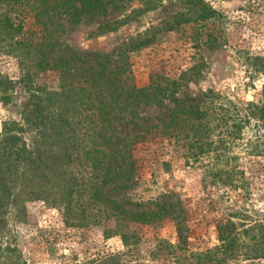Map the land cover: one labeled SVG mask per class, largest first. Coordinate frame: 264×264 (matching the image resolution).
<instances>
[{
    "label": "trees",
    "instance_id": "16d2710c",
    "mask_svg": "<svg viewBox=\"0 0 264 264\" xmlns=\"http://www.w3.org/2000/svg\"><path fill=\"white\" fill-rule=\"evenodd\" d=\"M163 1L0 0V48L9 45L16 52L21 80L32 99L24 123H7L0 137V221L10 204L44 199L60 205L67 222L76 226L106 225L105 232L121 235L130 249L139 238L133 225L157 224L171 217L178 231L176 247L185 249V218L171 208L172 202L169 206L166 200L159 203L158 210L130 207L139 206L127 193L138 182V145L153 137L180 142L186 163L203 168L205 183L246 196L248 182L241 160L264 156V55L246 51L239 55L244 56L250 73L244 84L255 90V99L248 101L244 112L230 95L212 89L201 97L187 93L180 97L183 75L174 78L155 73L147 85L139 86L124 49L102 54L96 64L85 67L52 53L64 18L77 24L86 16L124 11L122 17L98 28L96 35H103L138 20ZM178 1L183 9L168 23L169 29L190 23L201 29L218 15L206 0ZM28 17L35 19L29 28ZM154 36L145 35L133 45H147ZM50 70L58 74L57 83H39L40 74ZM257 78L262 80L260 89H256ZM11 84L0 75V94L6 95ZM150 105L167 113L152 121L143 115L144 106ZM25 124L32 132L29 145L13 129L26 130ZM133 128L141 132L133 134ZM233 217L218 224L215 247L193 253L196 264L264 258V217L253 219L239 212ZM166 247L174 245L167 243ZM6 250L9 247L0 243V264H15ZM116 256L97 264H115L111 260Z\"/></svg>",
    "mask_w": 264,
    "mask_h": 264
},
{
    "label": "rangeland",
    "instance_id": "374dc122",
    "mask_svg": "<svg viewBox=\"0 0 264 264\" xmlns=\"http://www.w3.org/2000/svg\"><path fill=\"white\" fill-rule=\"evenodd\" d=\"M206 1L218 15L201 29L194 23L169 29L168 23L183 9L178 0H164L138 20L103 35H96L98 28L122 17L124 11L110 10L105 16H86L77 24L64 18L52 53L58 59L71 58L74 64L85 67V64H96L102 54L124 49L139 86L147 85L155 73L174 78L183 75L180 97L186 93L201 97L212 89L230 95L246 112L248 101L255 99V90L244 84L250 80V73L243 63L244 56L239 55L243 51L264 55V0ZM27 20L29 28L35 19L28 17ZM152 34L155 36L151 43L134 47L136 39L145 35L151 38ZM194 66L196 69H191ZM0 75L12 82L6 95L0 94L1 137L7 123H24L32 99L25 81L21 80L20 59L9 45L0 48ZM57 81L55 71L39 76V83L52 86ZM261 81V78L256 79V89L261 88ZM166 113V109L155 105L144 106L143 115L152 121ZM25 126L26 130H20L19 126L13 129L29 145L32 132L27 124ZM131 131L133 134L141 132L136 128ZM138 151V182L127 193L139 206L131 204L130 207L158 210L159 203L166 200L169 206L172 202L171 208L177 213L181 211L185 218V249L176 247L179 237L176 222L171 217L157 224L133 225L139 238L135 247L128 249L121 235L105 232L106 225L76 226L67 222L60 205L33 199L10 204L3 214L0 243L3 248L9 247L6 255L13 257L15 264H97L113 255H117L111 260V263L116 261L115 264H196L193 253H206L218 244L219 223L238 212L247 213L253 219L264 217V156L251 155L241 160L248 182V192L243 197L226 187L205 183L203 168L196 163H186L185 149L175 139L163 141L153 137L140 143ZM239 151L236 148V152ZM159 240L164 242L159 243ZM167 243L174 247L167 248ZM228 264H264V258H232Z\"/></svg>",
    "mask_w": 264,
    "mask_h": 264
}]
</instances>
